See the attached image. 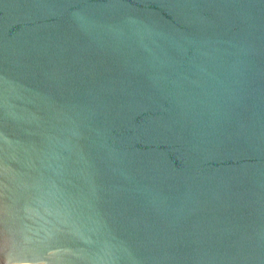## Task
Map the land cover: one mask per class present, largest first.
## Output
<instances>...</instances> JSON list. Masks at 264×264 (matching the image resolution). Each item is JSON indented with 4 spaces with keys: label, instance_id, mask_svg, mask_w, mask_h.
Masks as SVG:
<instances>
[{
    "label": "water",
    "instance_id": "obj_1",
    "mask_svg": "<svg viewBox=\"0 0 264 264\" xmlns=\"http://www.w3.org/2000/svg\"><path fill=\"white\" fill-rule=\"evenodd\" d=\"M0 264H264V0H0Z\"/></svg>",
    "mask_w": 264,
    "mask_h": 264
}]
</instances>
